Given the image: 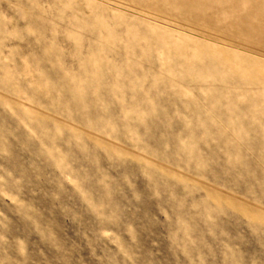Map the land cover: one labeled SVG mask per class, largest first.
I'll return each instance as SVG.
<instances>
[{"label": "rangeland", "instance_id": "rangeland-1", "mask_svg": "<svg viewBox=\"0 0 264 264\" xmlns=\"http://www.w3.org/2000/svg\"><path fill=\"white\" fill-rule=\"evenodd\" d=\"M0 264H264V0H0Z\"/></svg>", "mask_w": 264, "mask_h": 264}]
</instances>
